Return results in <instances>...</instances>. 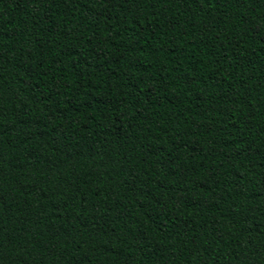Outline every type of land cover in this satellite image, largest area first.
I'll use <instances>...</instances> for the list:
<instances>
[{"label": "trees", "instance_id": "1", "mask_svg": "<svg viewBox=\"0 0 264 264\" xmlns=\"http://www.w3.org/2000/svg\"><path fill=\"white\" fill-rule=\"evenodd\" d=\"M0 264H264V0H0Z\"/></svg>", "mask_w": 264, "mask_h": 264}]
</instances>
